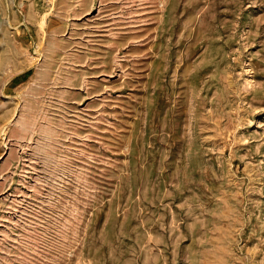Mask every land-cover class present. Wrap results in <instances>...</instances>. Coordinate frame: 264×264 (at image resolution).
Instances as JSON below:
<instances>
[{"label": "rangeland", "instance_id": "obj_1", "mask_svg": "<svg viewBox=\"0 0 264 264\" xmlns=\"http://www.w3.org/2000/svg\"><path fill=\"white\" fill-rule=\"evenodd\" d=\"M0 264H264V0H0Z\"/></svg>", "mask_w": 264, "mask_h": 264}]
</instances>
